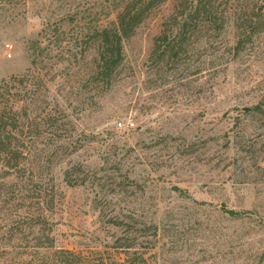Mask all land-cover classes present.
Masks as SVG:
<instances>
[{
  "label": "rangeland",
  "instance_id": "rangeland-1",
  "mask_svg": "<svg viewBox=\"0 0 264 264\" xmlns=\"http://www.w3.org/2000/svg\"><path fill=\"white\" fill-rule=\"evenodd\" d=\"M117 3L0 0V80L36 57L64 112L0 163V264H264V30L168 44L167 2L102 81L92 34Z\"/></svg>",
  "mask_w": 264,
  "mask_h": 264
},
{
  "label": "trees",
  "instance_id": "trees-1",
  "mask_svg": "<svg viewBox=\"0 0 264 264\" xmlns=\"http://www.w3.org/2000/svg\"><path fill=\"white\" fill-rule=\"evenodd\" d=\"M116 1L115 18L104 26L96 27L92 34L96 55L91 76L102 81H111L120 65L124 41L134 35L152 10L167 2L172 3L173 10L169 17L175 23L171 30L164 31L166 40L170 31L172 34L168 44L178 40L177 45L181 46L200 32H207L204 39L212 43V33L220 31L226 22H232L237 31V49L256 32L264 30V3L259 4V0ZM43 68L34 57L32 67L26 72L0 80V163L9 171L20 169L18 157L22 148L27 140L39 137L34 131L45 124L48 127L56 126L58 121L52 114H64L56 107L59 106L58 101L52 104L47 94L43 93L47 84V72L44 73ZM54 72L58 75V70ZM257 107L264 114V108ZM230 213L237 212L230 210ZM63 254L70 252L63 251ZM45 263L46 260L42 259L37 264Z\"/></svg>",
  "mask_w": 264,
  "mask_h": 264
}]
</instances>
